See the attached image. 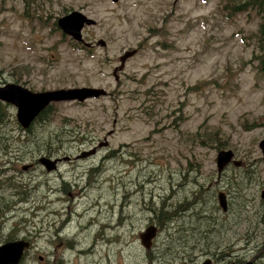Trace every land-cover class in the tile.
<instances>
[{"label": "rangeland", "instance_id": "rangeland-1", "mask_svg": "<svg viewBox=\"0 0 264 264\" xmlns=\"http://www.w3.org/2000/svg\"><path fill=\"white\" fill-rule=\"evenodd\" d=\"M73 10L96 21L82 32L85 41L93 42L90 48L67 35L62 37L54 23ZM260 21L243 0H0V85L6 80L34 91L95 86L107 92L84 102L54 103L52 122L44 126L34 125L46 120L45 115L22 128L14 106L0 108L5 121L0 126V174L44 185H37V190L8 211L3 203L18 199L20 192L0 193V243L5 238L29 236L35 254L22 264H51L49 196L67 200L74 217L82 208V198L77 186L66 183H74L69 178L72 169L83 183L84 175L77 172L85 168L91 172L86 179L94 180L93 192L88 194L91 200L82 205L93 200L94 208L103 211L95 206L97 200L111 212L114 197L117 206L112 214L132 213L118 220L123 226L117 229L124 234L121 242L102 247V254L110 255V264H126L127 256H132L134 264H171L177 262L180 247L190 251L193 245L208 242L221 246L217 252L224 254L229 245L244 247L246 256L234 262L264 264ZM102 39L104 46L98 43ZM132 48L138 51L126 61L118 81L113 74L118 57ZM200 140L207 144L200 145ZM218 141L219 147L231 149L233 159L241 162V185L246 184L250 198L247 206L243 189L235 191L229 184L238 166L230 163L217 174L216 155L222 149L216 146ZM92 147L97 149L95 154L73 160ZM102 154L103 190L94 167ZM42 156L72 159L60 163L69 167L58 175L40 164L22 170L25 164L36 165ZM120 173L131 183L116 185ZM53 179L58 181L56 186L63 185L55 195L49 194ZM220 190L227 195L226 211L217 201ZM172 198L176 199L171 202ZM151 202L153 210L147 206ZM159 208L175 213L164 229L156 220ZM235 211L240 224L232 225ZM96 216L109 222L105 220L108 215ZM151 224L158 232L147 250L138 234ZM64 229L70 237L75 226ZM106 231L101 229L93 239L102 235L104 239ZM90 239L88 235L85 242ZM131 239L135 242L132 251L122 247L124 240ZM54 240L55 255L61 241ZM112 256H116L115 263Z\"/></svg>", "mask_w": 264, "mask_h": 264}, {"label": "flooded vegetation", "instance_id": "flooded-vegetation-1", "mask_svg": "<svg viewBox=\"0 0 264 264\" xmlns=\"http://www.w3.org/2000/svg\"><path fill=\"white\" fill-rule=\"evenodd\" d=\"M85 27H87V26H85ZM62 37H63V34H62ZM74 45L76 47H78V45H76V44H74ZM92 45H93V42L91 41L90 46L92 47ZM90 46H89V48H90ZM137 51H138V49H137ZM137 51H136V53H137ZM136 53L134 55H136ZM134 55H132V56H134ZM123 71H124V68H123V70H121L119 72V74L116 73V77H118V79H119L120 73H122ZM6 82L7 81L5 80L3 83H6ZM16 82H17V80H16ZM24 83H25V81H24ZM21 85H23V84H21ZM96 150L94 153L83 156V157H77V155H78L77 154L75 157H73V160H76L77 158L78 159L88 158L90 155L95 154ZM83 151H85V150H83ZM82 152H80V153H82ZM103 155L104 154H102L100 156V158L98 160L99 163L94 165L95 171L97 173L98 182H99V188L101 187L102 190H103V188H102L103 177L106 175L103 172V169H104ZM52 159H57V165H56L55 169H53L49 172H51L50 173L51 175H58L61 173H65L66 167H69L68 165H66V166L60 165V163L62 161L71 160L72 157L56 156ZM36 166H37V163L34 166L31 163L30 169L35 168ZM112 169L115 170L117 168L113 167ZM118 171L120 172L121 170L118 168ZM77 173H81V176L84 175V177L82 178L83 183H82V181L76 179V178H79V175L76 174V171L74 169H72L71 172L69 173L70 175L72 174V177H69V178L72 179L74 181V183H68V182L66 183L68 185L74 184L75 186H77L78 187L77 191L81 194V198H82V200H81L82 208L79 212L74 213V217H71L72 216L71 207L66 205L67 200L59 201V200H57V198L55 196H53V197L49 196V211H48L47 216L51 220V222L48 223V227H49L48 230H49V234H50L51 238L48 239V243L50 242L51 249H48V254L50 255V253H52L49 256V262L51 261L52 262L51 264H86L87 262H90V264H110V261H109L110 255H109V253H107L106 256H104L102 254V247L104 244H106L108 247L110 245H114L115 243H118V239H119V243L121 242L120 239L122 236L124 237V234L121 235L120 233H118L117 229H119V230L123 229V226L120 227L118 220L127 219L129 217V215L132 213L122 211V213L120 215L119 214H117V215L112 214V213H114L113 208L115 206H117L115 203L114 197H113V201H112L113 207H112L111 212H108L107 210H105L106 206H104V203H100L97 200L95 201V206L98 207L100 210H103V211H99V210L94 208L93 200L90 201V203H88L86 205H82L84 202H86V200H88V198H90L89 200H91V195L88 196V194L89 193L91 194L93 192L91 189V184L94 180V177H93L92 181H88L86 179V176L88 174H91V172L88 169L85 170V168L82 171L79 170ZM73 174H75V175H73ZM118 179L119 180L116 183V185L131 183V180L128 179V176H127V179H125L124 176L121 175V173H120V175H118ZM57 183H58V181L53 179L54 185L49 186V194L54 193L56 191H62L63 185L60 184V186L58 187V186H56ZM54 195H55V193H54ZM58 203L60 206H58ZM92 211H94V212H92ZM97 213H103V216L108 215L105 218V220H109V222L105 223L103 218L96 216ZM114 215H116V216H114ZM113 219L117 220V222L112 223ZM69 224H74V226H75V231H74L73 235L70 237L66 236V230L67 229L63 230V227H65ZM101 229H102V232H104V230L107 229L104 239H103V235L98 240L93 239V237ZM110 233H112V234H110ZM88 235H91V239H90L89 243L85 242V239L87 238ZM21 237H23L25 240H29L32 243L31 247L34 245L33 242L30 240L29 236L22 235ZM55 237H58V240L61 241L58 243L59 249L57 251H59V255H57V251H56V254L54 255V250H55V245H54L55 240L54 239H55ZM17 238L18 237H13L11 239H17ZM6 239L7 238L3 239L2 242L5 241ZM81 244H83L85 246H82ZM125 246L131 247V251H132V248L135 246L134 240L133 239L124 240L122 247L125 248ZM190 248H191L190 251H185L182 247H180L178 250L179 256L177 258V262H172L171 264H246L247 263V262H243V263L234 262V258L240 260L241 255H243V257L246 256V254H245L246 251L244 250V247H240V245H238L236 247H232V245H229L228 248H224V250H226L225 254L223 252H217V250L222 249L221 246H214L210 242H208L206 244H199V245L196 244ZM98 249L101 250V253L97 251ZM119 249H120V253H121V250H122L121 246L119 247ZM241 250H243V251H241ZM34 251H35V248L34 249L29 248V249L25 250L24 255H23V259L21 260V262L19 264H22L24 262L25 258L33 257L35 254ZM36 251H37V249H36ZM69 253H71V254L74 253V255L72 256L73 258L69 256ZM115 258H116V256L115 257L112 256V261L114 263H115ZM131 258H132V256L125 257V259L127 260L126 264H131V263L134 264V261H132ZM57 261H60V263ZM28 263L29 262H27L26 264H28ZM116 264H118V263H116ZM251 264H253V263H251Z\"/></svg>", "mask_w": 264, "mask_h": 264}, {"label": "water", "instance_id": "water-1", "mask_svg": "<svg viewBox=\"0 0 264 264\" xmlns=\"http://www.w3.org/2000/svg\"><path fill=\"white\" fill-rule=\"evenodd\" d=\"M116 1V0H113ZM57 26L64 34H68L73 39L85 43L82 38V28L85 25H93L95 20L87 17L80 11L73 10L59 18H57ZM98 43L103 46L104 40H99ZM90 43H85L89 46ZM136 49L125 51L120 57V64L113 73L121 70L124 67L125 61L136 53ZM116 79H118L116 77ZM106 94V90L102 87L81 86L71 88H58L51 90L32 91L18 83L8 82L0 85V101L11 104L16 108L15 118L21 127L27 128L35 117L43 111L50 103L59 101H78L83 102L90 98H98ZM101 146V144H99ZM259 147L262 153V160L264 162V138L260 140ZM92 148L78 155L83 157L94 153ZM234 153L231 149H222L217 152L216 166L217 173L220 174L228 164L233 163L235 166L240 165V161L233 159ZM38 161L50 171L56 168L57 159L51 160L48 157L42 156ZM29 165H24L23 169H27ZM218 203L223 211L228 208L227 197L224 191L217 193ZM156 234V227L148 225L145 229L139 232V239L141 243L149 248L152 239ZM29 246V242L22 239L15 241H8L0 245V264H17L21 259L23 249Z\"/></svg>", "mask_w": 264, "mask_h": 264}, {"label": "trees", "instance_id": "trees-1", "mask_svg": "<svg viewBox=\"0 0 264 264\" xmlns=\"http://www.w3.org/2000/svg\"><path fill=\"white\" fill-rule=\"evenodd\" d=\"M243 1L246 2V4L250 8L254 9L256 11V13L261 17V21L258 24V29H257V32H258V34H257V45L259 48V56H258L259 66L258 67H259L261 72H264V0H243ZM5 105L6 104H4L3 102L0 101V108L4 107ZM55 107H56L55 104H50L47 107V109L42 111L41 114L37 117V119H39V118L43 119V117L45 115L46 120H39L38 122H36V124L34 126H44V125L50 124L52 122V119H53ZM14 121H15V119H14ZM4 124H5L4 118L0 115V126H3ZM17 126L20 127L19 125H17ZM57 128H59V126ZM65 128L67 129V127H65ZM3 144H4V142H3ZM199 144L200 145H206L207 143L203 140H200ZM220 144H221V141H218L216 146L218 148H223V146L219 147ZM241 169H243V167L238 166L237 168H234L232 170L234 176L229 181V184L232 187V189L235 191H237L239 189H243V191H244L243 196L245 198L244 205L247 206L250 198L245 193L244 188L246 187V184L241 185L242 183H244V180L240 177V174H239V171ZM0 182L3 184V186H0V193L7 192V193L16 194V193L20 192V196L18 199L3 203L4 211H8L10 208H12L17 201L25 200L29 196L30 192H34L35 190H37L39 188V186H37V185L44 186L38 182L37 183L36 182L35 183L22 182L19 179H17L15 176H13L12 174L7 175V172L0 174ZM157 195H158V192H156V196ZM176 198H172V199H170V201L172 202ZM162 201L164 203V200H162ZM186 201L187 200H185L184 202H186ZM48 203H49V201H48ZM180 203H182V201L175 203L173 208H176V206L179 205ZM147 206L152 210L154 209L153 202H151ZM40 207H43V206H40ZM168 210L169 211L165 212L164 208H162V209L159 208L157 211L160 213L157 214L156 220H157V223L159 224V226L162 227V229H164V226H166L171 221L172 217L175 215L173 210H171V209H168ZM231 223H232V225L233 224H240V220L237 218V211H235L233 213V219H232ZM214 226H215V224H214Z\"/></svg>", "mask_w": 264, "mask_h": 264}, {"label": "bare ground", "instance_id": "bare-ground-1", "mask_svg": "<svg viewBox=\"0 0 264 264\" xmlns=\"http://www.w3.org/2000/svg\"><path fill=\"white\" fill-rule=\"evenodd\" d=\"M151 225H153V226H155L156 227V234H155V236H154V238L157 236V232H158V228H157V226L155 225V224H151ZM153 238V239H154ZM153 239H152V242H153ZM141 242V241H140ZM142 244V243H141ZM143 245V244H142ZM144 246V245H143ZM145 247V246H144ZM151 247H152V243H151V246L149 247V248H146L147 250H149V249H151ZM171 257V256H170ZM175 259V258H174Z\"/></svg>", "mask_w": 264, "mask_h": 264}]
</instances>
